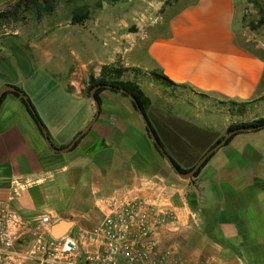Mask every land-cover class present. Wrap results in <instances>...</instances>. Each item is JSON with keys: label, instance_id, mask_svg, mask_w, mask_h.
<instances>
[{"label": "crops", "instance_id": "0c3cea01", "mask_svg": "<svg viewBox=\"0 0 264 264\" xmlns=\"http://www.w3.org/2000/svg\"><path fill=\"white\" fill-rule=\"evenodd\" d=\"M165 1L150 0L145 15L133 9L130 18L140 30L126 34L122 17L108 15L105 5L94 21L103 59L84 27L37 34L29 44L19 29L0 34V93L6 87L21 90L44 125L41 129L25 103L8 91L0 105V207L28 222L50 217L52 228L70 224L66 234L95 226L111 199L169 209L183 226L182 254L202 264H264V127L234 133L198 175L184 180L161 154L129 96L106 88L97 106L93 90L88 92L103 66L119 62L141 72L140 88L160 83L152 76L157 73L226 102L264 99V52L237 42V0H173L167 8ZM163 10L165 30L143 31L157 25L149 23ZM10 38L23 39L39 64L35 79L26 73L27 85L6 78ZM58 76L64 78L60 98L49 83ZM146 96L162 148L181 168H194L220 139L217 125L198 122L197 109L195 116L185 105L173 112ZM39 228H29L22 243L30 244Z\"/></svg>", "mask_w": 264, "mask_h": 264}, {"label": "built area", "instance_id": "2783aa9c", "mask_svg": "<svg viewBox=\"0 0 264 264\" xmlns=\"http://www.w3.org/2000/svg\"><path fill=\"white\" fill-rule=\"evenodd\" d=\"M54 221L44 216L28 222L0 207V264H202L182 254L183 226L169 209L111 199L95 226L59 238L51 234ZM34 226L40 228L25 245Z\"/></svg>", "mask_w": 264, "mask_h": 264}, {"label": "rangeland", "instance_id": "374dc122", "mask_svg": "<svg viewBox=\"0 0 264 264\" xmlns=\"http://www.w3.org/2000/svg\"><path fill=\"white\" fill-rule=\"evenodd\" d=\"M112 0H78L73 4L61 3L57 9V12L53 16L44 18L41 22H37L35 18L29 19V21L19 27V31L27 34V44H29L37 34L50 35L54 32L71 31V30H84L88 33L91 31V40L94 42L98 49V56L103 59L102 52L103 47L101 40L98 41V24L94 21L96 17L100 16L103 12L102 9L105 5H108V15H117L123 20V32L136 33L140 29L130 18L133 9H139V12L146 14L147 5L150 0H118L117 2H111ZM121 2L118 9L110 7L116 3ZM166 8L172 4L173 0H166ZM237 15L235 23L236 40L242 46L248 47L257 52H264V0H237ZM102 3V7L98 8ZM6 4L0 5V10H4ZM89 9L90 14L86 19L75 18L80 14V10ZM163 10L157 15L152 16L151 24L153 20H156V26L143 28V31H155L165 30L167 25V19ZM80 16V15H79ZM158 17H162V20H158ZM85 33V34H86ZM0 34H3L0 32ZM86 43L89 42L85 35L80 36ZM96 40V41H94ZM23 39L10 38L5 42L9 44L10 49V62L8 64L9 74L6 75L8 79H15L22 85H27L30 80L35 79L38 73V62H36L33 52L30 51ZM74 50H78L76 47ZM71 50H67V54L71 56ZM25 67L27 68L25 70ZM33 72L32 78L27 76V72ZM37 78V77H36ZM30 79V80H29ZM50 88L52 94L62 97L61 84L64 80L62 76L50 77ZM142 91L145 95H149L155 100L154 105L160 108H164L170 111H176V106L185 105L188 109V115L195 116V109L198 110V122L202 121L204 124L217 125V132H219L220 139L225 138L228 134L236 132V130L228 133L229 128L232 126H238L241 124L253 123L264 119V99H258L251 104L243 108H238L232 105L230 102L218 100L209 96H202L200 93L193 92L191 89L184 87H178L176 90L166 88L160 83L146 82L142 86ZM17 91V89H16ZM15 92V91H14ZM192 107V108H191ZM216 114L210 118H203V116ZM202 116V117H201ZM212 119V120H211Z\"/></svg>", "mask_w": 264, "mask_h": 264}, {"label": "trees", "instance_id": "16d2710c", "mask_svg": "<svg viewBox=\"0 0 264 264\" xmlns=\"http://www.w3.org/2000/svg\"><path fill=\"white\" fill-rule=\"evenodd\" d=\"M78 0H12L6 3V8L4 10H0V32L2 33H12L15 32L19 27L22 25H25L29 19L32 17L35 18L37 22H41L44 18L48 16H53L59 7V5L63 2L66 4H73ZM118 0H112L111 2H117ZM102 7V3L99 4L98 8ZM80 16L78 15L75 18L76 20L79 19H86L88 18L90 14L89 9H82L79 12ZM133 77V79H130V77ZM153 78L157 79L162 85H164L166 88H171L172 90H176L178 87H184L185 86H178L168 78L161 76L157 73H153ZM142 77V74L139 70L132 69V68H126L123 65H121L119 62H116L112 65H106L102 67L101 70V76L98 79L91 78L90 84L88 88V92L91 90L96 89L95 92V99L100 102L99 93L106 89L110 88L115 92H122L124 96H133L135 99L134 106L137 109V106L140 108V110L144 113L148 125L150 129L152 130L156 140L157 144H159L161 147L164 148V145L162 141L160 140L156 130L152 126L150 120L147 116V110L151 106L150 99L145 95V93L142 91L140 86L137 84L138 80ZM17 91L13 92L15 96L20 98L25 105L28 108V111L31 113L37 124L41 129L44 128V125L42 124L35 108L33 105L29 102L28 99L24 98L22 95L25 96V94L16 88ZM10 92H6L2 95L0 105L5 98L6 95H8ZM232 105L243 108L248 105V103H236V102H230ZM138 110V109H137ZM264 127V119L248 123V124H241L238 126H232L229 128L228 133L236 130V132L243 131V129H260ZM150 132V131H149ZM223 138L219 139L216 144L221 142ZM156 144V145H157ZM215 144V145H216ZM213 148V147H212ZM210 159V158H209ZM209 159L203 164V166L200 168L198 175L201 171V169L208 163ZM173 163L177 167V169L180 172H190L192 168L190 169H183L181 168L173 159Z\"/></svg>", "mask_w": 264, "mask_h": 264}, {"label": "water", "instance_id": "95a60500", "mask_svg": "<svg viewBox=\"0 0 264 264\" xmlns=\"http://www.w3.org/2000/svg\"><path fill=\"white\" fill-rule=\"evenodd\" d=\"M8 91H16V89L14 87H6L4 88V90H2V92L0 93V101H1V97L2 95L5 93V92H8ZM121 92H124V91H121ZM95 89L92 91V98L94 99L95 103L97 106H99V103L98 101L95 99ZM24 98H26L24 95H22ZM129 97L131 98V100L135 103V99L133 96L129 95ZM137 109H138V112L140 113L141 117L143 118L144 122L146 123V126L148 127L149 131H150V134L153 138V140L156 142L157 144V140L152 132V130L150 129L149 125H148V122H147V119L144 115V113L140 110V108L137 106ZM92 126V123L88 126L87 129H89L90 127ZM248 130H256V128L254 129H243V131H248ZM234 133L236 132H233V133H230L228 134L221 142H219L218 144H216V146H214L211 150H209L201 159L200 161L198 162V164L190 171V172H180L177 167L175 166V164L173 163L172 159L170 158V156L166 153V151L159 145L157 144L161 154L163 155V157L165 158V160L168 162V164L171 166V168L176 172V174L181 178V179H184V180H189L191 178H193L195 176V174L200 170V168L203 166V164L212 156V154H214L217 150H219L227 141L228 139L230 138V136H232ZM45 135H46V141L48 144H50V140L45 132ZM79 139V138H77ZM70 224H66V223H61L59 225H56L52 228V236L55 237V238H59L63 235H65L67 233V230L70 228ZM59 228H65V232H60L58 229Z\"/></svg>", "mask_w": 264, "mask_h": 264}]
</instances>
